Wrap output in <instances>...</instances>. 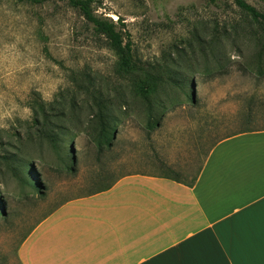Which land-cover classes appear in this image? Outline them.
Here are the masks:
<instances>
[{"label":"rangeland","instance_id":"374dc122","mask_svg":"<svg viewBox=\"0 0 264 264\" xmlns=\"http://www.w3.org/2000/svg\"><path fill=\"white\" fill-rule=\"evenodd\" d=\"M95 1L99 16L121 18L140 66L175 61L186 75V94L172 102L175 88L164 90L165 108L157 112L153 130L146 126L143 104L131 101L113 146L103 152L77 129L59 152L29 145L34 182L26 184L23 166L18 176L0 177V264H21L23 241L64 202L129 173L190 182L219 140L264 128V76L257 73L255 46V39H264V24L234 0ZM246 1L264 12V0ZM211 40L220 42L216 59L201 52V41ZM117 61L116 51L68 3L0 0V137L32 121L35 97L49 104L88 76L127 85L116 72ZM250 110L252 117L246 116Z\"/></svg>","mask_w":264,"mask_h":264},{"label":"crops","instance_id":"0c3cea01","mask_svg":"<svg viewBox=\"0 0 264 264\" xmlns=\"http://www.w3.org/2000/svg\"><path fill=\"white\" fill-rule=\"evenodd\" d=\"M18 257L21 264H264V128L219 140L192 184L136 172L64 202Z\"/></svg>","mask_w":264,"mask_h":264},{"label":"trees","instance_id":"16d2710c","mask_svg":"<svg viewBox=\"0 0 264 264\" xmlns=\"http://www.w3.org/2000/svg\"><path fill=\"white\" fill-rule=\"evenodd\" d=\"M17 1L41 3L46 0ZM60 1L77 9L92 26L94 32L103 36L116 51L118 54L116 72L120 78L128 80V84L117 85L109 80L97 79L96 81L95 78L88 76L86 80H81L66 92L59 94L49 104L40 97L34 98L31 104L32 121H24L22 130L9 135L6 139L0 137V177L8 173L18 176V168L23 166L26 171L25 182L28 185L34 182L30 176L33 173H29L32 165L26 160V150L29 145H34L41 150L47 147L59 152L66 141V136L72 133L73 129H77L88 134L98 151L103 152L106 148L113 146L118 123L122 116L129 113L131 101L143 104L148 116L146 126L149 130H153L159 125L157 112L165 108L164 90H168L169 87L175 88L174 94L177 95L172 102L179 101L181 91H184L186 75L180 72L174 60L172 63L153 66V69L140 66L135 61L131 35L124 27L121 18L114 21L110 17L99 16L96 12L95 0ZM207 1L217 3V0ZM234 2L254 21L264 24V12L246 0H234ZM219 45L220 42L216 40L208 43L201 41V52L216 59L217 54L221 53ZM255 46L256 62L259 67L257 73L264 76V39H255ZM189 58L192 60L194 57ZM188 63L189 67L195 65L192 61ZM243 68L247 70L249 66H243ZM183 93L186 94L185 91ZM246 116L252 117V111H248ZM202 165L190 181L191 184L197 179ZM172 178L179 180L176 177Z\"/></svg>","mask_w":264,"mask_h":264}]
</instances>
